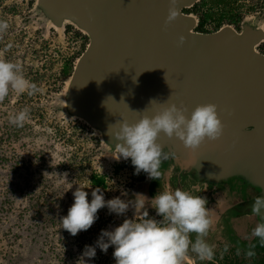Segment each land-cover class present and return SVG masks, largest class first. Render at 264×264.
Segmentation results:
<instances>
[{
	"label": "rangeland",
	"instance_id": "1",
	"mask_svg": "<svg viewBox=\"0 0 264 264\" xmlns=\"http://www.w3.org/2000/svg\"><path fill=\"white\" fill-rule=\"evenodd\" d=\"M258 4L235 30L261 31L258 44L264 49V0ZM0 21L9 25L0 33V59L20 65L24 77L38 89L32 95L10 90L0 101V264H115L114 247L101 252L96 242L102 230L112 231L124 219H133L134 209L129 207L118 216L102 208L87 231L72 236L62 228L61 220L78 187L88 193L89 202L96 188L105 200L119 197L127 202L142 194L149 200V218L158 221L161 217L151 207V198L180 188L207 200L212 226L205 240L214 250L226 244L220 240L223 233L221 238L212 237L220 224L222 232L228 224L240 244L251 239L252 230L263 223L249 209L258 195L255 188L238 179L207 185L194 180L188 169L169 157L161 162L158 187L149 189L151 178L146 173L142 178L143 171L134 174L130 158L117 159V147L105 143L95 129L67 111L69 79H61L59 71L65 59L79 57L87 47L83 32L68 21L55 24L39 0H0ZM24 108L29 110V119L23 127L10 123V117ZM92 176L102 178L104 185L93 186ZM190 239L195 242L196 235ZM86 246L95 247L94 258L84 255ZM187 254L182 264H194Z\"/></svg>",
	"mask_w": 264,
	"mask_h": 264
},
{
	"label": "water",
	"instance_id": "2",
	"mask_svg": "<svg viewBox=\"0 0 264 264\" xmlns=\"http://www.w3.org/2000/svg\"><path fill=\"white\" fill-rule=\"evenodd\" d=\"M196 1L176 0L177 18L167 25L169 0H39V5L55 24L68 21L88 38L67 87L72 116L116 147L107 134L113 124L135 123L166 102L183 104L188 113L213 103L225 126L218 140H205L194 152L175 137L161 134L158 143L202 181L238 179L258 197L264 195V54L256 49L262 32L228 26L194 32L193 17L183 11Z\"/></svg>",
	"mask_w": 264,
	"mask_h": 264
},
{
	"label": "clouds",
	"instance_id": "3",
	"mask_svg": "<svg viewBox=\"0 0 264 264\" xmlns=\"http://www.w3.org/2000/svg\"><path fill=\"white\" fill-rule=\"evenodd\" d=\"M175 4L176 0H169L165 25L177 18ZM193 19L196 27L197 20ZM8 27L6 21H0V33L5 32ZM183 39L182 36L179 37L178 43L182 44ZM165 80L167 82L166 72ZM10 90L32 95L38 89L24 77L20 65L0 59V101L8 96ZM186 113L188 109L183 104L177 106L176 103L166 102L153 115H142L135 123L122 120L111 125L107 134L116 141L117 159L130 158L135 168L134 174L143 171L149 178L159 179L162 160L168 159L170 155L174 156L163 152L162 145L158 143L161 134L170 139L175 137L193 152L205 140L215 141L223 135L225 126L218 116L217 105H197L190 113ZM28 119L29 110L24 108L10 117V123L23 127ZM62 177L66 180L67 173ZM71 187L72 185L68 189ZM73 196L74 202L61 220L62 228L72 236L87 231L95 223L98 210L102 208L107 207L110 213L118 216L125 214L129 207L134 209L133 219H124L112 231L102 230L96 242L101 252L106 253L110 246L114 247L115 264H182L189 250L196 253L200 260H212L215 255L214 246L205 240L212 226L206 207L207 200L199 195L193 196L180 188L157 193L151 198L150 205L155 209L156 215L161 217L159 221L149 218L146 210V202L149 200L142 194H136L134 200L127 202L119 197L105 200L101 189L96 188L91 192L92 199L89 202L88 193L78 187ZM262 210L264 195L258 196L251 204L254 215L264 216ZM193 233L196 235L195 242L190 239ZM251 236L258 238L264 245V223H258ZM227 248L225 245V251ZM95 254V247L86 246L85 256L94 258ZM246 255L252 257L255 253L249 250Z\"/></svg>",
	"mask_w": 264,
	"mask_h": 264
},
{
	"label": "trees",
	"instance_id": "4",
	"mask_svg": "<svg viewBox=\"0 0 264 264\" xmlns=\"http://www.w3.org/2000/svg\"><path fill=\"white\" fill-rule=\"evenodd\" d=\"M248 0H198L192 4L189 9L184 10L185 12L191 13L195 16L197 23L195 31L199 33H210L217 30L223 25L233 26L235 29L238 28L240 21L244 18L247 13L254 12L259 6L258 1H249ZM86 39V37H84ZM263 49V46H262ZM264 53V49L262 50ZM78 57L70 56L65 59L61 70L59 71V77L63 80H68L72 74L75 60ZM192 178L196 181H202L201 179L195 177L192 172H189ZM144 176V172L141 175V178ZM160 178V177H159ZM160 179H151L149 189H155L158 187V182ZM91 183L93 186L101 187L103 186V179L96 178L92 176ZM212 184V182H206L207 185ZM221 182L215 183L220 185ZM193 195V193H190ZM226 230L229 229V225L226 224ZM224 227V230H225ZM218 231L215 232L214 239L221 238L226 242L225 245L228 246L227 251H225V245L219 247V249L214 250L215 255L212 260L205 261L200 260L197 254L191 252L187 254L191 258L194 264H264V245H262L258 238L252 237L248 242L242 241L241 244L238 241V238L231 228L222 232V224L218 225ZM234 242V243H229ZM222 244H220L221 246ZM233 245V246H232ZM236 245V246H234ZM251 250L255 253L254 256L248 257L246 253ZM212 261V262H211Z\"/></svg>",
	"mask_w": 264,
	"mask_h": 264
},
{
	"label": "flooded vegetation",
	"instance_id": "5",
	"mask_svg": "<svg viewBox=\"0 0 264 264\" xmlns=\"http://www.w3.org/2000/svg\"><path fill=\"white\" fill-rule=\"evenodd\" d=\"M183 13L188 14L189 16L195 18V17L193 16V14H191V13H188V12H185V11H183ZM262 50H263V49H262V45H258V47H257V51H258V52H262Z\"/></svg>",
	"mask_w": 264,
	"mask_h": 264
},
{
	"label": "bare ground",
	"instance_id": "6",
	"mask_svg": "<svg viewBox=\"0 0 264 264\" xmlns=\"http://www.w3.org/2000/svg\"><path fill=\"white\" fill-rule=\"evenodd\" d=\"M84 33V32H83ZM85 34V33H84ZM79 120L83 121L82 119L78 118ZM84 122V121H83ZM85 123V122H84ZM89 126V125H88ZM96 130V129H95Z\"/></svg>",
	"mask_w": 264,
	"mask_h": 264
},
{
	"label": "crops",
	"instance_id": "7",
	"mask_svg": "<svg viewBox=\"0 0 264 264\" xmlns=\"http://www.w3.org/2000/svg\"><path fill=\"white\" fill-rule=\"evenodd\" d=\"M252 238V237H251Z\"/></svg>",
	"mask_w": 264,
	"mask_h": 264
}]
</instances>
